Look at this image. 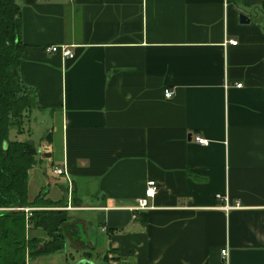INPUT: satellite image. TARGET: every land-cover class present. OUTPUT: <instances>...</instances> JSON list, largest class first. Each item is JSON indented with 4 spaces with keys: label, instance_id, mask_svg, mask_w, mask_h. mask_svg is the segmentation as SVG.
Wrapping results in <instances>:
<instances>
[{
    "label": "crops",
    "instance_id": "0c3cea01",
    "mask_svg": "<svg viewBox=\"0 0 264 264\" xmlns=\"http://www.w3.org/2000/svg\"><path fill=\"white\" fill-rule=\"evenodd\" d=\"M17 2L32 111L61 114L63 204L90 212L82 232L100 225L90 260L225 264L226 248L227 264H264V0L248 13L228 0ZM148 180L156 193L136 211Z\"/></svg>",
    "mask_w": 264,
    "mask_h": 264
},
{
    "label": "trees",
    "instance_id": "16d2710c",
    "mask_svg": "<svg viewBox=\"0 0 264 264\" xmlns=\"http://www.w3.org/2000/svg\"><path fill=\"white\" fill-rule=\"evenodd\" d=\"M228 1L247 13L262 2ZM19 10L17 0H0V264H26L29 259L60 251L65 246V234L73 237L72 228L78 238L83 236L78 222L70 226L66 209H14L57 206V202L39 195L29 199L28 171L36 161V146L29 140L8 137L11 129L21 133L22 120L34 107V94L21 81L18 71L25 47L20 38ZM260 11L264 38V12ZM116 232L109 229L108 236ZM112 251L108 247L102 258L107 259Z\"/></svg>",
    "mask_w": 264,
    "mask_h": 264
},
{
    "label": "rangeland",
    "instance_id": "374dc122",
    "mask_svg": "<svg viewBox=\"0 0 264 264\" xmlns=\"http://www.w3.org/2000/svg\"><path fill=\"white\" fill-rule=\"evenodd\" d=\"M32 109L28 111L27 119L25 118V120H22L23 124H21V133H16L17 130L14 129L13 131V129H11L8 133V137L9 139L29 140L36 146V161L30 171H28V197L39 195L42 198L57 202L55 204L57 206L28 208H30V210L33 208L66 209L63 202L69 195V188L67 189L68 186L64 178L65 176L63 174H55L52 172V169L54 168L53 166L55 164L59 166L61 161L62 130L60 110L54 108H41L40 112H37L36 109L34 111H32ZM48 131L50 132L49 134L52 138V142L49 137H46ZM51 150H53L54 153L51 154ZM58 161L59 164L57 163ZM53 163L55 164L53 165ZM57 183H60L61 186L58 187ZM57 188L58 191L53 193ZM65 189L68 190V193ZM14 209H21V207ZM66 210L70 216V226L77 225L76 222L79 217H87L89 215L88 213H90L88 211ZM85 221L86 227L83 228V239L86 238L88 242L90 239L88 238L89 235L92 236V234L100 233V225L95 222L94 218L85 219ZM72 229L74 235L71 237L70 234H65V246L62 250L29 259L26 264H74V262L83 256L85 252H88L90 257L95 258L96 254L92 251V248L86 246L82 241L79 242L78 240H80V238L75 235L78 232L75 231L74 228ZM91 240L92 242L95 241L94 239ZM105 254L106 250L104 252V255Z\"/></svg>",
    "mask_w": 264,
    "mask_h": 264
},
{
    "label": "built area",
    "instance_id": "2783aa9c",
    "mask_svg": "<svg viewBox=\"0 0 264 264\" xmlns=\"http://www.w3.org/2000/svg\"><path fill=\"white\" fill-rule=\"evenodd\" d=\"M229 42L231 44H236L235 41H229ZM45 50L47 52H59L63 57H68V58H70L74 55L73 51L71 50V47L66 46V45H50V46L46 47ZM235 85L237 87H239L241 85V83H236ZM163 94L166 98H169L172 95V90L165 89L163 91ZM195 141L200 143V144L204 143V140L200 139L198 136L195 137ZM52 172L55 174H63V175L66 174V172L64 171V168H58V167L53 168ZM156 190H157L156 182L154 180H148L146 182L144 195L136 200V206H134L132 209H134L136 211L149 209L150 206L148 204V198H152L154 196V194L156 193ZM218 198L222 202L220 208H222L224 210H228V209L233 207V206L228 204L226 196H219ZM234 205H236V204H234ZM21 209L26 211V212H28L30 210V208H28V207H24ZM220 253H221L222 257L224 258L225 264H227V255H228L227 249L222 248L220 250Z\"/></svg>",
    "mask_w": 264,
    "mask_h": 264
},
{
    "label": "water",
    "instance_id": "95a60500",
    "mask_svg": "<svg viewBox=\"0 0 264 264\" xmlns=\"http://www.w3.org/2000/svg\"><path fill=\"white\" fill-rule=\"evenodd\" d=\"M239 21L242 23H247L249 21V18L244 13H240L239 14ZM74 264H94V262L91 261L90 259L80 258V259L76 260L74 262Z\"/></svg>",
    "mask_w": 264,
    "mask_h": 264
},
{
    "label": "flooded vegetation",
    "instance_id": "af4514ba",
    "mask_svg": "<svg viewBox=\"0 0 264 264\" xmlns=\"http://www.w3.org/2000/svg\"><path fill=\"white\" fill-rule=\"evenodd\" d=\"M81 240H78L79 242H84L86 246H89V241L87 242V239H83V236L80 238ZM87 256V257H86ZM82 258L91 259L90 254L88 252H85V254L82 256Z\"/></svg>",
    "mask_w": 264,
    "mask_h": 264
}]
</instances>
